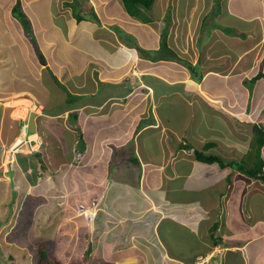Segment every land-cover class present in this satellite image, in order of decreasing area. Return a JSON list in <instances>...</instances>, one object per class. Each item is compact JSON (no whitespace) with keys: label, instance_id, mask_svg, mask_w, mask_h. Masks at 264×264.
Segmentation results:
<instances>
[{"label":"crops","instance_id":"obj_1","mask_svg":"<svg viewBox=\"0 0 264 264\" xmlns=\"http://www.w3.org/2000/svg\"><path fill=\"white\" fill-rule=\"evenodd\" d=\"M8 1L15 2L16 0ZM17 1L26 2L25 5H22L25 10L22 7L21 9L28 16L30 12L27 2L33 0ZM34 1L43 2L47 0ZM49 1H55L52 4L55 7L53 15L50 14L49 10L51 6L47 8L49 16L59 14V16L66 15L70 18L59 23L60 27L55 33L66 36L65 41L68 42V49H74L73 54L76 53L78 56L74 57V54L69 60H61L57 68H53L55 63L51 59L46 60L45 57L41 56L40 67L45 74V70L49 69L50 74L55 77V81L71 82L70 90L76 93L74 95L75 104L69 106L66 103L67 98L64 95L66 92L60 93L49 104L48 93L53 94L55 92L57 95L59 87L53 89V85L45 83L47 80L40 73L34 78L35 83L39 85L31 86V92L29 91L33 95V99L23 95L16 97L18 94L27 91H22V88L11 89L10 94L1 96L0 98L3 100L0 101V112H2L0 123H4L3 112H6L8 105L13 108L14 115L20 111L24 112L27 107H34L38 112L36 123H40H37V131L34 133L38 135V138L29 140L34 144L40 143L38 150L33 153L35 157L32 156V153H20L11 160L12 163L22 170L24 165L21 162L31 161L29 158L32 156L38 165L36 162L27 164V171L29 172L31 167L39 166L40 168H37V173H39L43 169L45 172L47 171L45 163L50 166L57 163L59 169L68 162V166L71 165L72 167L69 168V173H78V190L81 193L85 189L89 191V198L78 200V210L81 209L79 210L81 213H77L75 216H78L79 224L82 225V221H86V210L91 212L92 219L95 218L97 221L101 218L103 220L104 224L101 225V231H96L95 224L93 226L91 222L88 235L93 237L96 245L103 237L106 246L98 245L97 252L101 251L106 256L114 254L112 256L114 262L136 264L141 257L146 258L145 264H214L213 262L221 264L216 262L217 260L215 261L219 254L223 264H243L244 259L245 264H251L250 262L246 263L251 247L254 252L253 258L257 260L256 264H264V259L259 261L260 255L264 252V228L253 231L243 223L240 212L242 204L236 207V202H241V197L234 199L233 195L236 193L234 190L230 191L228 195L229 205L231 203L234 211L239 212L238 218L236 212L231 214L232 210L229 207L227 210H221L218 204L215 207L218 199H220L216 195L215 186L220 187L225 178L231 176L230 182L227 184L233 185L235 189V183H238L236 180H243V178L238 173H220L226 167L221 168L215 163L201 161L205 163V167L197 165L195 160L197 158L194 154L195 149L205 152L214 150V154H216V149L223 148L225 151H222L228 152L230 157L238 156L242 153L241 143L243 141L247 140L248 149H250L254 136L253 125L256 123L264 124L263 104H260L264 103V98L255 99L254 103L256 104L252 105L251 103L249 107L246 104L237 107L239 102L237 99L234 101L233 96L230 95L235 90L230 91V94L217 95L211 92L209 87L202 84V80L213 74L220 76V79H224V81L231 78L227 85L232 89V87L238 86L236 79L240 85V82H244L243 75H251L254 70L255 74L264 72L262 68L261 71L256 70L257 65H260L259 61H261V67H264L263 54L260 53L262 56L259 58L260 60L257 59V64L253 62L255 61L254 54H251L254 48L257 49L256 45L264 40V6L253 15L247 14V17H250L249 22H251L249 26L244 25L243 30L234 29L233 32L235 33H229L224 29L225 26H215L214 30L217 31H214V34L217 35L216 37H220L217 39L219 40L218 47L221 45L224 46V49L219 51L221 48L217 50V47L216 50H211L215 48L214 45H211V49H202V53L193 57L192 63L199 62L200 57H203L201 61L203 73L199 82L189 73L180 74L178 72L179 75L176 74L171 64L163 66V61L169 60L170 55L159 54L144 59V56L142 57L139 53L143 46L140 42L137 50L133 44H128L129 41H124L118 37L111 28L113 23L111 20L115 18V15L109 16L107 20L105 18L100 20L101 26L95 22V19L78 20L76 18V13L81 14L83 9L87 10L86 7L90 9L94 7L96 12L99 11L98 5H100L101 0ZM164 1H167L163 6L164 10L170 9L172 6L179 7L175 10L178 15H176L173 27L174 41L171 42V49L176 50L179 54H181V50L186 53V46L192 40V32H194L197 42L200 38L201 28L204 27L205 19L208 17V13L204 12L206 2L203 0L200 3L202 9L200 8L197 15L196 12L192 11L184 19L181 17L183 15H179L181 0ZM197 1L195 0L196 3ZM227 1L224 3L226 4ZM229 1L233 2L234 0ZM262 1L264 2V0ZM72 3H77L79 9H75ZM102 3L105 4V1ZM11 11H7V16L11 17V21H16ZM238 18L241 19V17ZM253 18L258 19L253 22L262 28L261 32H254L257 26L252 24ZM157 19L162 21L161 18ZM218 19L223 25L227 23L224 17L219 16ZM10 23L12 27V22ZM145 23L144 26H146ZM31 27L33 31L32 23ZM39 27L43 29L42 26ZM199 29L200 33L198 32ZM150 30L156 34L154 25L150 26ZM101 31L105 34V36H101V43L106 40L109 44L106 53L113 51L116 54V60L105 62L100 53L93 50L92 47L100 42L96 38L101 35ZM158 31L160 30L158 29ZM170 31L169 33H171ZM243 33L245 37L242 36ZM250 34H260L261 36L249 44L245 40ZM229 39H234L235 42L243 45L240 48L239 56L237 55L240 57L241 67H235L234 61L226 64L225 58L229 59L230 57L225 49L230 44L226 42ZM165 47L170 46L167 43ZM201 48L203 47L201 46ZM246 50H250V61H243L245 57L243 54ZM133 51L136 52L132 53ZM256 52L258 53L257 50L254 51V53ZM249 54L247 53V55ZM22 56H24L23 53ZM81 56H83L82 62ZM147 56L150 57V55ZM211 61L217 62L211 63ZM26 69L28 71V65H26ZM19 76V74L14 73L12 81L18 80ZM21 76L20 79L30 83L27 80V74L23 73ZM262 77L257 80H263L264 76ZM160 82L164 83L161 88H159ZM36 86L44 88H42L44 95L35 89ZM241 86L242 88L245 87L244 84ZM4 88L6 86L1 87L2 93ZM237 88L238 91L235 96L238 98L240 87ZM8 100L11 101L6 104L5 101ZM20 101L25 105L20 106ZM180 104H184V106L181 107ZM16 106L20 107L19 110L15 109ZM70 108L78 109L81 113L77 119L78 124L83 128L81 132H75L76 123L69 119ZM183 111L184 114H180ZM261 112L262 114H260ZM18 117H23V115ZM13 119L17 120L14 117ZM61 121L66 126L65 129L69 132L74 131V136L71 139L63 140L67 156L68 154L71 155L68 159L64 157L62 149V152L56 154L49 152L53 140L50 144L48 141L54 137V133L51 130L49 132L44 130L46 124H62ZM89 121L94 125L92 133H86L87 127L84 128V126L90 125ZM226 131L232 137H228ZM236 132L238 136H236ZM46 134L50 139L47 138ZM9 135L5 141H13L12 145L18 144L19 137H21L20 140L24 138V134L17 128ZM27 137H25L26 140H28ZM128 140L132 142L129 149L126 148ZM66 142L68 145L65 144ZM207 143H212V145L205 149ZM188 145L191 148H187ZM52 146H59V143L56 142ZM186 154L189 158L185 162L190 161L191 166L188 164V169L184 171L180 168V162L184 161L182 158H185L184 155ZM111 155H122L120 162L116 160L114 163L116 165L113 166V164L112 167L108 165ZM216 155L223 158L222 155ZM39 157L40 159L42 157L41 160L45 168L41 165ZM77 162L79 163L78 167L74 168ZM123 163L124 166L121 167ZM123 169H125L124 172ZM204 169L217 173H203L206 171ZM180 174H188L185 176L190 182L189 185L179 186ZM111 176L121 179L127 177L129 180L136 176L137 184L132 185L129 180L125 181L114 192V202L108 201L102 195L106 193ZM248 181L252 183L250 180H247L246 183H249ZM204 186H207V189H212L211 202L210 200L203 202L202 199L192 201L196 192ZM79 204L82 207H79ZM201 209L205 213L199 214ZM165 220H169L170 224L164 228L162 224ZM203 220H206L205 224ZM165 230L175 235H171V239H168L167 234H164ZM249 230L250 232H248ZM117 253H121L122 257H119ZM144 261L140 262L143 263Z\"/></svg>","mask_w":264,"mask_h":264},{"label":"rangeland","instance_id":"obj_2","mask_svg":"<svg viewBox=\"0 0 264 264\" xmlns=\"http://www.w3.org/2000/svg\"><path fill=\"white\" fill-rule=\"evenodd\" d=\"M103 1H105V4L102 3ZM161 1L162 0H156L152 8L144 10L143 17H148L150 19L146 21V26H144L142 18H135V16L128 14V11H126V7L124 6L121 0H101V2H99L100 5H98L100 7L99 11L97 10V12H95L98 13L99 20L101 21L104 18L107 20L109 19V16L115 15V18L111 20L113 22L111 28L115 31L118 37H120L124 41H129L128 44H133V46H135L137 50L139 48L138 44L140 42V44L143 45L142 48L144 49L141 48L139 53L142 55V57L144 56V59L151 58L159 54L170 55L173 59L170 57L169 60H165L166 62L163 61V66H168V64H171L173 66V69H175L176 74H178V72L180 74L189 73L195 80L199 82L201 81V76L203 73V66L201 65L203 57H200L199 62L192 63L194 64L195 69L191 70L194 72V74L190 69L188 70L185 65H187V63H190L191 60H193V57L197 56L198 53H202V49L209 50L211 49V45H214L215 48L211 50H216L219 41L217 39L220 37H216L217 35L214 34V31H217L214 30L215 26H225L224 29L229 33H232L234 29L243 30V26H249V23L251 22H249L250 17H247V14L251 13V15H253L254 13L260 11V8L264 6V2L262 0H234L233 2H230L228 0L226 4L224 3L226 0H205L206 3L204 12L206 14L208 13V17L205 19L206 22H204V27L201 28L200 38L197 42L195 40V34L194 32H192V40L190 41L189 45L186 46L187 52L184 53L181 50V54H179L176 50L171 49V42L174 41L173 27L175 25L176 15H178L175 10H177L179 7L172 6L170 7V9L167 8L164 10L163 6L166 4L167 1ZM201 2H203V0H198V4L195 2V0H181L179 15H183L181 17H184V19H186L187 14L192 11L196 12L197 15V12H199L200 8L202 9V6L200 5ZM20 3V7H22L23 4H26V2L21 1ZM54 3L55 1L49 0L43 2H36L34 0L32 2H27V7L30 12L27 17L30 23L33 24V31H28L25 30L21 21L16 16H14L13 13L12 15L16 18V21H11V17L7 16V11L12 10L15 5L19 4V2L17 0L15 2L1 0L0 97L8 93L10 94L11 89L16 90L22 88V91H27L22 92L23 94H18L16 97L23 95L27 98L33 99V95H31L29 91L30 88H32L31 86L39 85L34 81L35 75L39 73L44 75L45 79L47 80L45 81V83L53 85V89L57 86L59 87L57 95L55 92L53 93L54 98L51 92H49L48 95L46 94L49 104L53 102L55 97L57 98L60 93L66 92L64 95H66V98L69 97L70 99H72L71 97L76 94L70 90L71 82L62 81V83L61 81H59L62 84L61 85L58 81H55V77L50 74L49 69L45 70V74L40 67L41 56L45 57L46 60L51 59V61L55 63L53 68H57V65L59 64V62H61V60H69L70 57H72L74 54V57L78 56V54L76 53L73 54L74 49H68V42L65 41L67 37L55 33L60 27L59 23L67 21L66 18L69 17H67L66 15L59 16V14H56L55 16H49V10L50 14L53 15L55 13V7L52 5ZM48 7H50L49 10L47 9ZM22 8L25 10L24 7ZM86 8L87 10L83 9V11H85L84 13H86V15L92 16L93 14L89 10L90 8ZM80 9L82 10V7H80ZM83 11L81 13H83ZM219 16L226 18L227 23L223 25L220 19H218ZM238 17H241V19H239ZM157 18H161L162 21L160 22ZM192 20L194 19L192 18ZM257 20L258 19L253 18L252 24L256 25L253 21ZM101 21H96L99 26H101ZM10 22H12V27ZM152 25H154L155 27L156 34L152 32V30H150V26ZM39 26H42L43 29ZM199 26L201 25L199 24ZM157 28L160 31H158ZM169 31L171 33H169ZM261 31L262 28H260V26H257L254 32L258 33ZM198 32L200 33V29L198 30ZM230 35L236 36L234 34ZM101 36H105L103 31H101L100 36H97L96 39L100 42H98V45L92 47L93 50L98 51V53H100L101 57L104 59L105 62H111L113 60H116L117 57L113 51L111 53H106L109 49V44L106 40L101 43ZM260 36V34H250L248 35V38L245 41L251 44L255 42ZM226 42L230 43L228 47L225 48L228 51V56H230L229 59L225 58L227 61L226 64L233 63L234 61V63H236L235 67H241V63L239 62L240 57H237V55L239 56L240 48L243 47V45L239 44L238 42H235L234 39L226 40ZM167 43L170 47L166 48L165 46ZM234 44H236L235 47ZM201 46L203 48H201ZM256 47L257 49H254L257 50L258 53H254L255 50L253 49L251 54H254L253 57L255 58V61L253 62L257 64V59L262 56L260 53H262L264 56V40H262L261 43L256 45ZM219 48H221L219 50L221 51L222 49H224V46L219 45L217 50ZM250 50L244 51L243 55L245 57L243 58V61L251 60L249 54ZM135 52L136 51H133L132 53ZM22 53L25 57L22 56ZM247 53L249 55H247ZM147 55H150V57H148ZM80 60L81 62L83 61V56L80 57ZM216 62L211 61V63ZM259 62L260 65H257L258 67L256 68V70L261 71L262 68L264 71V67H261V61ZM26 65H28V71L26 69ZM169 71H171L170 68ZM14 73L19 74L20 76L23 73L27 74V80L31 84L26 83L25 81L20 79V76L18 80L16 79L12 81ZM252 73L253 74L251 75H243L242 78L244 79V82L240 83L241 85L244 84V88H242V86L238 83V80L236 79L238 84L237 87H240V91L238 94L239 100L235 96V93H237L238 88L235 86V88L232 87L231 89L227 85L231 78L226 79L224 81V79H220V76L212 74L202 80V84L209 87L211 92H214L217 95H223L224 93L230 94V91L232 92L233 90H235L230 95L233 96L234 101H236L235 99H237V101L239 102L237 107H241L244 104L249 107L251 103L252 105L256 104L254 103L255 99L264 98V79L258 81L256 78H254V76L257 75L259 72L255 74L254 70ZM31 75H33L34 77ZM86 79L91 80L89 78ZM88 83L91 84L90 82ZM163 85L164 83L160 82L159 88H161ZM2 86H6V88L3 89V93L1 90ZM42 88L36 86L35 89L38 90L40 94L44 95V88ZM2 100L3 99L0 98V101ZM10 101L11 100L5 101V103L7 104ZM20 103L23 102L20 101ZM260 104H263L264 110V103ZM180 106L183 107L184 104H180ZM16 108L18 109L20 107L16 106L15 109ZM27 108L28 110L26 113L25 111H20L17 115H14L13 108L8 105V107L6 108V112H3L4 123H0V264H36L38 257V249L42 245L45 247V249H47L49 253V258L58 259L61 261V264H120V262L113 261V257L111 254H109V256H106L105 254H102V252L98 253L97 246H94L92 250L94 255H92V251L90 255L87 254L86 251L89 248V243H91L90 241L93 240V237L88 235L91 228L90 224L92 222L93 226L94 224L96 226L97 222L95 218L92 219L90 215L91 212L89 210H86L87 223L84 220L82 221L83 225L79 224L78 216H75V214L77 215V213H81L79 211L81 209L78 210V200H85L89 198V191L85 189V191H82L81 193L78 190V173H69V168L72 167L71 165L68 166L67 161V164L62 165L61 167H59V169L57 163H53L51 166L45 163L47 165V171L45 172V170L43 169L40 170L39 173H37L38 169L40 168L39 166L31 167V170L29 172L27 171L26 164L36 162L32 159V156L29 158L31 159V161L29 160V162L27 161V163L21 162L24 165V169L22 170L19 169L20 167H17L15 164L12 163L11 160L15 156H18L19 153H30L31 151H29L28 148L31 149L32 147L35 149L39 147V143L34 144L29 141L30 134L27 137L28 143L22 142V144L18 146L19 149L16 152L11 150L13 149V141H5V138L7 136H10L9 134H12L16 128L18 129V131H20V125L23 122L22 119L29 117V112L31 109L35 110V108L32 106L31 108ZM184 111L180 114L183 115ZM260 114H262V112ZM21 115L24 116L18 117ZM1 116L2 112H0V118ZM13 117L17 120H14ZM27 121H29V118L27 119ZM74 122L76 123L75 132H81V129L83 128L78 124V120ZM89 124L90 125L88 126H84V128L87 127V129H85L86 133H92V130L94 129V125L93 123H91V121H89ZM65 128L66 126L62 122V124H46L44 130H46L47 132L51 130L54 133V137L52 139H50L49 136L46 134L47 138L50 139L48 141L49 144L52 140V145H55L56 142L59 143V146L56 147L50 145L51 147L49 149V152L52 154H56L60 151L62 152L63 150L64 157L68 159L71 155L68 154L67 156V151L63 140L68 141L69 139H71L74 136V131L69 132ZM226 134L228 137H232L231 135H228V131H226ZM236 136H238L237 132ZM131 143L132 142L129 141L126 144L127 149H129ZM65 144L68 145V142H66ZM241 146L243 150L242 153L238 154V156L230 157L227 151V153L224 152L225 150L223 148L216 149V154L222 155L224 160L228 162L234 160L235 162L239 163L242 161L241 159L244 158L242 162L246 164V160H248L247 164L251 165L253 161L252 158L254 157H245L246 153L249 150L247 140L243 141V143H241ZM210 152L215 153L214 150H210ZM184 156L185 158H182L184 161L180 162V168L186 171L188 169L187 165L189 164V166H191V162H185L189 157L187 156V154ZM262 156L264 157V146L262 148ZM121 157L122 155H111L108 165L112 167V165L116 163V160H119L120 162ZM195 160L197 161V165L205 167L204 162H201L197 159ZM78 164L79 163L77 162L74 168H77ZM215 164L218 165L217 162H215ZM115 165L116 164H114L113 166ZM123 166L124 163L121 164V167ZM124 171L125 169H123V172ZM203 173L217 172H214L212 170H206L203 171ZM220 173H238L243 178V180H236L238 183H235V189L233 185L227 184L230 182L231 176L225 178L223 185H221L220 187L217 188L218 185H216V195L219 196L220 199H218L215 207L217 206V204L218 207L221 208V210H227L229 207L232 210L231 214L236 212L238 218L239 212L234 211V207L231 203L229 205L228 202V195L230 194V191L234 190L238 197L245 198H241L243 200L241 202H236V207H239L242 204L240 212L243 218V223L246 224L247 227L253 229V231H255L256 229L262 230L264 228V181L260 178H255L244 173L237 167L230 168V166H228L225 169H222ZM185 175L188 174H180V181L178 183L179 186H187L190 184L188 178ZM136 179V176L133 177L132 180H129L127 177L126 179H121L119 177L111 176L106 193H104L102 196L106 197V200L108 199V201L114 202L113 196L116 189L127 180L132 182V185H136ZM245 180H250L252 183H250L249 181V183H246ZM232 186L233 188H231ZM207 188V186L200 187V189L196 192V196L192 198V201L202 199L203 202H208L211 199L210 195L212 189ZM223 193L224 195L220 197V195ZM140 200H142V198H140ZM79 207H82V205L79 204ZM201 212L205 213V211L202 209L201 211H199V214H203ZM206 220H203L204 224L206 223ZM98 224V230L101 231L102 228L99 220ZM169 224L170 221L165 220L162 224V227L165 228ZM175 229L176 231H178L176 227ZM248 232H250V230ZM164 234H167L168 239H171V235H175L174 233L170 234L169 231L166 232V230L164 231ZM194 237L195 239H197L196 236ZM260 243H263V241H260ZM104 245L105 244H103V246ZM249 250H251L249 253L250 257L248 256V258H246V263L250 262L251 264H256L257 260L256 258H253L254 252L252 248L250 247ZM228 257L231 258L230 256ZM140 258L138 259V263L136 264H145L144 260L146 258ZM261 259H264V252L260 255L259 261ZM140 261L144 262L141 263ZM243 264H245V259L243 260Z\"/></svg>","mask_w":264,"mask_h":264},{"label":"trees","instance_id":"obj_3","mask_svg":"<svg viewBox=\"0 0 264 264\" xmlns=\"http://www.w3.org/2000/svg\"><path fill=\"white\" fill-rule=\"evenodd\" d=\"M121 1L123 2L124 6L126 7V11H128V14H130L132 16H135V18H137V17L142 18L143 19L142 22H146V21L150 20L148 17H143V12H144L145 9L152 8L155 0H121ZM18 2H19V4H17L18 6L15 5V7H13L12 13L14 14V16H16L21 21V23L24 26L25 30H28V31L31 30L32 31L31 23H30L27 15H26V13L21 9L20 1H18ZM72 6L75 9H77V8L79 9V7H77V3H72ZM90 11L93 14L92 16L86 15L84 13H81V14L80 13H78V14L76 13V18L78 20L91 18V19H95V22L96 21L99 22L100 21L99 20V16L95 12V10L93 8H91ZM242 36L245 37V34L243 33ZM185 66L188 67V69H190V70L191 69L192 70L195 69L194 68V64H192V62L187 63V65H185ZM192 73L194 74L193 71H192ZM262 76H264V72H259L257 75L254 76V78L258 79V78H260ZM201 78H202V76H201ZM78 97H79V95H78ZM71 98L72 99L67 97V100H66V103L69 106H71L72 104H75L74 103L75 102L74 95ZM79 116H80V112H79L78 109H72V108L69 109V119L71 121H73V120L76 121L79 118ZM253 133H254V137H253V140H252V144H251L250 149L248 150V152L246 153V156H245L246 158H248V156L254 157V158H252L253 161L250 160V161H252L251 165L247 164L248 160H246V162H247L246 164L247 165L245 163H243L242 161L244 160V158H242L241 159L242 161L239 162V163L235 162L234 160L228 162V161L224 160L222 157H220V156H218V155H216L214 153L205 152V151L199 150V149H195L194 150V154H195L196 158L198 160H200V161H204L206 163H215V162H217L218 165L221 168H225V167H228V166H230V168L237 167L239 170L243 171L244 173H246V174H248V175H250L252 177H255V178H260V179H262L264 181V157L262 156V148L264 146V124L263 123L254 124L253 125ZM211 145H212V143H207L205 145V149L210 148ZM186 147L187 148H191L190 145H188ZM36 150H38V149H36ZM34 151L35 150L30 152V153H32L33 157H35V154H33ZM39 159H40V157H39ZM41 159H42V157H41ZM41 165L43 166V168H45V165L43 164L42 160H41ZM27 166L28 165L26 164V167ZM233 196H234V199H236L238 197L236 193ZM241 198L245 199L244 197H241ZM242 199H241V201H243ZM231 201H233V200H231ZM99 221H100L101 225L103 226V224H104L103 220L101 218H99ZM96 222H94V223H96V231H98V227H99L98 226L99 225L98 224V220ZM213 229H214V227L212 228V231H213ZM89 236H91V235H89ZM101 239L102 240L99 241V244L97 243V245H96L95 241H93V240L90 241L91 243H89V248L86 251L88 255L91 254V251L93 250L94 246H98L100 244L103 246L105 241H104L103 237ZM99 253H101V251H99ZM117 254H118L119 257H122L121 253H117ZM92 255H94L93 251H92ZM111 255L114 256V254H111ZM215 261L223 264L219 254H218V257L215 258ZM213 263L216 264L215 262H213ZM36 264H61V261L58 260V259H50L47 249H45V247L42 245L38 249V257H37Z\"/></svg>","mask_w":264,"mask_h":264},{"label":"water","instance_id":"obj_4","mask_svg":"<svg viewBox=\"0 0 264 264\" xmlns=\"http://www.w3.org/2000/svg\"><path fill=\"white\" fill-rule=\"evenodd\" d=\"M38 116V112L36 110H32L29 115V127L28 131L30 133H35L37 131V123L36 117Z\"/></svg>","mask_w":264,"mask_h":264},{"label":"built area","instance_id":"obj_5","mask_svg":"<svg viewBox=\"0 0 264 264\" xmlns=\"http://www.w3.org/2000/svg\"><path fill=\"white\" fill-rule=\"evenodd\" d=\"M28 127H29V124L27 123V122H25V123H23V125H22V128H21V131H22V134H24V139L22 140V141H19L18 142V145H12V150L13 151H17L19 148H18V146L20 145V144H22V142H27L28 143V141L26 140V138H25V136L28 134ZM31 145V144H30ZM29 149V151H33V150H36L37 148H32L31 147V149L30 148H28Z\"/></svg>","mask_w":264,"mask_h":264},{"label":"bare ground","instance_id":"obj_6","mask_svg":"<svg viewBox=\"0 0 264 264\" xmlns=\"http://www.w3.org/2000/svg\"><path fill=\"white\" fill-rule=\"evenodd\" d=\"M24 105H25L24 103H20V106H24ZM26 112H27V108H25V113H26ZM23 116H24V115H23ZM21 128H22V126H21ZM20 138H21V137L18 138V140H17L18 142H19V141H22V140H20ZM29 138H30V140H33V139H35V138H38V135H37V134H34V133H33V134L31 133ZM16 145H18V144H16Z\"/></svg>","mask_w":264,"mask_h":264},{"label":"clouds","instance_id":"obj_7","mask_svg":"<svg viewBox=\"0 0 264 264\" xmlns=\"http://www.w3.org/2000/svg\"><path fill=\"white\" fill-rule=\"evenodd\" d=\"M32 110H33V109H31V111H32ZM31 111H30V112H31ZM30 112H29V113H30ZM29 115H30V114H29ZM28 118H29V117H28ZM28 118H23V122H22L21 126H22L23 123H25V122H27V123L29 124V121H27ZM20 132L22 133L21 129H20ZM29 134H31V133L28 132V134H27L25 137H27ZM39 145H40V143H39Z\"/></svg>","mask_w":264,"mask_h":264}]
</instances>
